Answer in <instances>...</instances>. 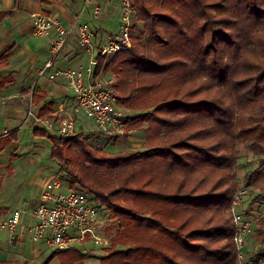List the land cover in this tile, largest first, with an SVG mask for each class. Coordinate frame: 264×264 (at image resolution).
<instances>
[{
    "label": "trees",
    "instance_id": "obj_1",
    "mask_svg": "<svg viewBox=\"0 0 264 264\" xmlns=\"http://www.w3.org/2000/svg\"><path fill=\"white\" fill-rule=\"evenodd\" d=\"M133 3L140 25L131 28V47L110 57L98 52L93 75L112 74L117 104L139 111L123 121L143 128L144 147L108 152L83 130L57 138L27 124L49 137L69 186L114 219L99 264H235L226 213L238 165L235 122L258 107L249 124L264 135V0ZM8 64V51H0V70ZM11 82L0 76V87ZM16 132L0 137V150ZM248 146L264 155L261 140ZM258 167L264 170V156ZM253 197L261 205L264 188ZM87 257L67 247L31 264H85Z\"/></svg>",
    "mask_w": 264,
    "mask_h": 264
},
{
    "label": "crops",
    "instance_id": "obj_2",
    "mask_svg": "<svg viewBox=\"0 0 264 264\" xmlns=\"http://www.w3.org/2000/svg\"><path fill=\"white\" fill-rule=\"evenodd\" d=\"M108 1L90 0L84 4V0H0V51H8L9 61V64L0 70V76H12L9 85L0 87V129L13 127L28 109L29 102L38 116L51 120L72 111L73 91L65 78L56 76L49 79L48 76L55 68L84 69L88 64L87 55L73 39H68L56 58L54 68L43 76H38L40 67L50 54V42L55 29L53 28L49 35H35L30 13L56 17L64 26H68L78 16L80 22L89 24L95 42L98 41L100 44L107 34L118 30L119 0H110L114 13L117 12L113 19L109 14L110 8L100 19L98 18L100 13L98 16L93 15L94 3L100 5L102 14L103 4ZM99 75L105 74L101 70ZM23 97H26L28 105L22 103ZM82 119L87 122L84 117ZM28 124L36 125L32 120ZM84 128L83 125V131L97 132L94 128ZM110 136L104 135V138ZM14 142L11 141L0 150V220L8 217L13 209H19L17 206L21 202L29 205L34 195L35 202L31 203L30 209L26 211L20 209L22 210L20 224L15 228L13 238L6 227L0 226V264H31L39 262L45 256L47 246L43 239L34 241L29 229L36 222L32 210L39 201V192L46 180L32 175L31 163H17L21 159V153L18 150L19 146ZM29 160L33 161L32 158ZM52 177L55 176L51 175L50 178ZM260 207L259 202L253 200L245 201L243 204V208L249 213H258ZM250 243L254 245L253 238ZM90 244L92 243L87 242L84 250L77 247L88 253L84 260L85 264L89 257L104 255L109 247V242L106 241L98 245ZM98 246L102 248L96 249ZM56 260L57 258L53 259L54 262Z\"/></svg>",
    "mask_w": 264,
    "mask_h": 264
},
{
    "label": "built area",
    "instance_id": "obj_3",
    "mask_svg": "<svg viewBox=\"0 0 264 264\" xmlns=\"http://www.w3.org/2000/svg\"><path fill=\"white\" fill-rule=\"evenodd\" d=\"M90 0H84V4ZM100 5L94 3L93 15L98 16ZM32 29L35 35H49L55 29L50 42V54L43 62L37 75L43 76L51 71L56 64V58L68 39H73L77 46L87 55L88 64L82 68H55L49 79L56 76L65 78L73 91V113L81 114L91 120L97 132L115 137L125 132V117L122 108L117 106L116 97L112 90L114 77L112 74L94 76L97 54L110 55L126 49L132 45L131 28L137 22L133 0H119L118 30L107 34L99 46L94 40V33L87 22H80L78 16L68 26L62 25L56 17L46 16L35 12L30 13ZM33 121L37 126L57 138H70L76 134L75 120L71 117L57 119L56 123L50 119L38 116L30 107L26 113L24 123ZM10 132L3 133L6 136ZM0 136V137H2ZM248 196V189L239 187L228 206L233 224V243L235 250V264H263L264 257L258 246L253 245L248 250V241L253 234L254 223L260 218L259 213H249L243 204ZM32 214L36 219L29 229L34 241L43 239L47 247L63 249L80 247L85 244H101L104 240L99 228L104 221V211L95 206L88 196L79 189L64 187L56 177L46 180L39 192V201L33 208ZM22 211L13 209L8 217L0 220V226L6 227L11 238L15 228L20 224Z\"/></svg>",
    "mask_w": 264,
    "mask_h": 264
},
{
    "label": "rangeland",
    "instance_id": "obj_4",
    "mask_svg": "<svg viewBox=\"0 0 264 264\" xmlns=\"http://www.w3.org/2000/svg\"><path fill=\"white\" fill-rule=\"evenodd\" d=\"M108 3L110 5H108ZM109 8L111 9L109 13L111 19L116 17L117 12L115 11L114 13V8L111 7V3L109 0L107 3L104 2L102 14L100 12L98 18L100 19L101 15H105L108 12ZM136 24L140 25V22L137 21ZM98 32H100V30H98ZM112 55L114 54H110L106 56L110 57ZM104 74L108 75L109 73L105 72ZM22 103L28 105L26 97H23ZM117 106L119 105L117 104ZM30 107H32L31 102H29L27 108L29 109ZM28 109L25 111L24 115L16 122V124L13 127L0 129V136H2L3 133L5 134L7 132L18 129V132H16L15 139L12 140L15 141L14 143L17 146H19L18 150L19 153H21V159L17 163L18 164L31 163L32 175L35 174L37 175V177L39 176V178L44 179V181L49 179L52 175L60 179L64 183L68 184L69 186V181H70L69 176L64 171H61L59 169L60 164L56 160L52 159L50 156L51 141L49 137L34 135L32 133V127H30V125H28L27 123L23 122L26 117V113ZM122 109L124 111L125 116L127 117L139 113V111L137 110L126 107L124 108L122 107ZM257 111H258V107H255L251 112L245 113L244 115L238 117L235 122L236 130L240 132L238 133V142L236 144L238 165H236V167L234 168L235 177L232 180V182L235 184V191L242 186L248 189V196L245 198L246 202L252 201L253 200L252 198H254L253 196L256 193H258V190L264 188V170L258 167L259 160L263 158L264 155L253 154L252 150H250L248 146L252 141L259 139L262 142L261 151H264V135H262L259 132L258 128L255 125H253L252 123L249 124V122L252 121V118ZM68 116H71L75 120L76 128L78 129V131L83 130L82 129L83 125L85 127L84 129L86 128L95 129V126L91 122V120H87L85 118L87 121L85 122L83 121L84 119H82L83 116L81 114L76 115V113H73V111L65 112L62 115H58L55 118L56 120L54 119L52 120L54 123H56L57 119ZM44 119H48V118H44ZM82 134L83 136L88 138V142L92 146H94L97 149L102 148L108 152L141 149L144 147V142H145V133L142 127H138L136 129H128L126 126L124 134L117 138H115V136H110V135H107L110 136L109 138L106 137L104 138V134H101L100 132H90V130L89 131L85 130L82 132ZM30 158L33 159L32 162L29 160ZM70 188H74V187H70ZM75 188L79 189V187H75ZM32 198L33 199L29 205L28 204L26 205L24 204V202H21L20 204H18L17 208L25 211L28 210V208L30 209L31 203L35 202V195ZM257 199L259 198L256 197V200ZM257 202L259 201L257 200ZM258 211H259L258 213H260V218L257 222L254 223L255 227L253 228V234L250 237V240L253 238L254 241L253 244L258 246L257 249H259V251L262 252V255L264 257V201L262 202L260 210ZM226 213L228 214L231 220L228 208L226 210ZM113 224H114V219L109 214V212H107L104 215V221L102 222V226L99 228V230L101 232L103 240L109 242V245L112 236L115 233L113 229ZM261 237L263 238L261 239ZM250 240L248 241V246H247L249 251H251L252 249V243H250ZM101 248L102 246L96 247V249H101ZM45 249H46L44 252L45 255H49L54 250L53 248L47 246ZM100 257H101L100 255L97 256L95 255V257H89L87 260V264H98L99 260H97V258ZM53 259L50 261L51 264H59L57 260L54 262Z\"/></svg>",
    "mask_w": 264,
    "mask_h": 264
}]
</instances>
